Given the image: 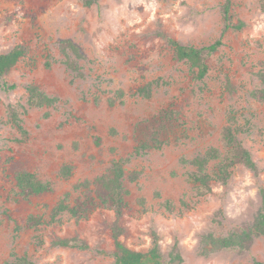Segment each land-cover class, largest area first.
<instances>
[{"label":"rangeland","instance_id":"1","mask_svg":"<svg viewBox=\"0 0 264 264\" xmlns=\"http://www.w3.org/2000/svg\"><path fill=\"white\" fill-rule=\"evenodd\" d=\"M223 2L98 0L85 6L82 0H0V53L17 44L28 47L26 56L4 77L17 88L0 87V264L10 259L13 250L33 264H111V256L96 252L113 249L111 210L97 208L78 223L67 213L60 225L26 229L23 223L29 214L48 218L74 183L103 172L112 157L132 152L135 123L165 107L179 111L185 132L127 163L128 171L140 169L142 175L137 182H126L130 194L121 219L126 229L121 240L133 249L146 250L154 229L164 252L178 240L181 264L264 262L263 236L245 255L234 250L207 257L197 253L202 230L213 226L224 233L245 225L259 199L258 188L264 185V102L249 95L260 86L255 73L264 68V11L258 0H232L234 20L245 26L224 34V45L207 60L209 72L203 81L193 78L189 64L175 61L165 40L156 35L161 29L184 44L207 45L221 33ZM63 38L72 39L86 54L81 61L85 78L76 77L62 63L57 42ZM46 60L50 68L45 67ZM226 77L235 88L232 93L225 91ZM151 80L159 82L151 97L134 94ZM29 82L57 96L59 102L27 108L24 85ZM116 89H123L127 97L124 104L111 106L107 98ZM9 104L17 106L26 137L8 121ZM230 110L236 114L239 138L251 152L257 172L237 164L226 184L213 182L207 190L192 181L193 166L181 164L180 159H192L211 145L224 150L221 133ZM95 135L101 138L99 146ZM63 162L75 166L67 179L58 176ZM216 162H210V169ZM22 169L52 181L54 191L22 200L14 182L15 172ZM79 195L72 191L73 198ZM219 208L227 217L224 226L212 223ZM75 235L86 239L87 250L50 245L55 236Z\"/></svg>","mask_w":264,"mask_h":264},{"label":"trees","instance_id":"2","mask_svg":"<svg viewBox=\"0 0 264 264\" xmlns=\"http://www.w3.org/2000/svg\"><path fill=\"white\" fill-rule=\"evenodd\" d=\"M98 0H82L85 6H91ZM261 9L264 11V0H258ZM232 0H224L219 9L222 14V29L219 37L207 45L184 44L170 36H167L161 29L156 35L163 38L169 46L172 57L177 62H185L194 69L193 78L203 81L208 75L209 65L207 60L216 53L223 45V36L229 30H241L245 23L242 20H234L232 12ZM57 49L62 56V63L78 78L87 76L81 61L87 59L86 54L70 38H63L57 42ZM28 47L17 44L10 50L0 53V87L6 91L17 88L16 83L7 82L4 77L10 73L14 66L25 57ZM45 67L50 68L51 62L46 60ZM255 76L260 86L250 91L249 95L256 101L264 102V68L259 69ZM159 84L158 80H151L138 87L134 94L143 97H151L154 88ZM27 93V108L54 106L59 102L57 96L48 94L39 85L29 82L24 85ZM225 91L232 93L235 88L228 77L225 78ZM127 97L123 89H116L112 96L107 98L109 105L116 103L124 104ZM19 106V105H18ZM24 107L23 105H20ZM26 108V107H25ZM24 108V109H25ZM178 110L165 107L150 117L138 120L133 129L132 137L135 146L127 156H114L111 158L107 168L93 178H84L66 190L60 200L52 207L48 218L40 214H29L23 223L26 229L37 228L43 225H60L64 213L69 214L77 223L89 218L92 211L97 208L111 210L114 213V220L111 223V237L113 242L112 250H97L98 254L111 256V264H181L183 256L178 240L175 239L167 252L162 251L160 236L154 230H150L151 243L146 250H136L126 245L121 236L126 232L121 223L124 211L128 208L127 197L130 194L126 182H137L142 170L128 171L127 163L132 159L146 154L151 149H159L169 143L170 138L177 132L184 133L185 125L180 119ZM8 121L13 123L23 137L27 136L19 111L16 105L9 104L7 107ZM48 113H45V117ZM114 132V131H111ZM240 128L237 125V117L233 110L227 115V124L223 127L221 137L224 150L216 146H209L203 152L197 153L192 159L181 158L180 163H189L193 166L190 173L192 181L199 186L209 190L213 182L226 184L231 177L232 168L241 164L253 172H257V166L252 158L249 149L243 144L238 133ZM94 143L99 146L101 138L94 136ZM110 151L115 152L111 147ZM1 152V151H0ZM0 153V172L3 168ZM216 160L214 168L210 169V162ZM75 166L70 162H63L58 169V176L67 179L72 176ZM14 182L17 193L22 200L29 201L32 197L42 193L52 192L55 189L54 183L50 180H42L34 172L22 169L14 174ZM72 191H79L80 195L73 198ZM158 196V193H155ZM258 201L253 204L250 218L245 225L236 229L230 228L224 233H217L216 229H204L198 234L197 253L201 256H209L219 250H234L239 255L248 253L259 236L264 237V185L258 188ZM138 201L143 204L144 199ZM227 219L222 209L214 211L212 223L216 226H224ZM54 247H69L78 250H87L89 245L86 239L75 236H55L50 241ZM3 264H33L26 255H18L14 250L10 252V259ZM254 264H264L263 261L255 260Z\"/></svg>","mask_w":264,"mask_h":264}]
</instances>
